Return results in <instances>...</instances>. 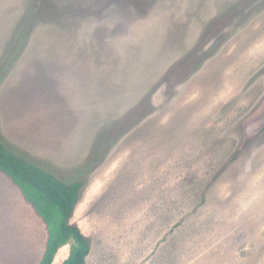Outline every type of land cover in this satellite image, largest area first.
<instances>
[{
	"label": "rangeland",
	"instance_id": "obj_1",
	"mask_svg": "<svg viewBox=\"0 0 264 264\" xmlns=\"http://www.w3.org/2000/svg\"><path fill=\"white\" fill-rule=\"evenodd\" d=\"M4 66L0 141L84 183L87 264H264V0H0ZM46 240L0 174V264Z\"/></svg>",
	"mask_w": 264,
	"mask_h": 264
},
{
	"label": "trees",
	"instance_id": "obj_2",
	"mask_svg": "<svg viewBox=\"0 0 264 264\" xmlns=\"http://www.w3.org/2000/svg\"><path fill=\"white\" fill-rule=\"evenodd\" d=\"M0 174L20 190L25 203L46 227V249L39 264H53L59 250L67 245H70V254L63 264H87L91 241L71 223L84 183L63 182L13 153L1 141Z\"/></svg>",
	"mask_w": 264,
	"mask_h": 264
},
{
	"label": "crops",
	"instance_id": "obj_3",
	"mask_svg": "<svg viewBox=\"0 0 264 264\" xmlns=\"http://www.w3.org/2000/svg\"><path fill=\"white\" fill-rule=\"evenodd\" d=\"M19 191H20V190H19ZM20 193H21V192H20ZM21 196H22V195H21ZM24 202H25V201H24ZM66 247H69V250H68V252H67V254H66L65 256H62V255H61V251L63 252L64 249H66ZM91 247H92V246H91ZM91 250H92V249H91ZM69 254H70V245H67V246L61 248V249L59 250V252H58V254H57V256H56V258H55L53 264H58V263L63 264V262L69 257ZM62 257H63V258H62ZM61 259H62V260H61Z\"/></svg>",
	"mask_w": 264,
	"mask_h": 264
}]
</instances>
